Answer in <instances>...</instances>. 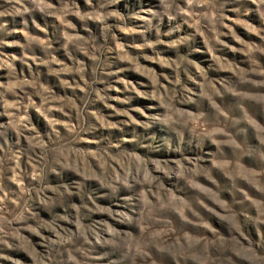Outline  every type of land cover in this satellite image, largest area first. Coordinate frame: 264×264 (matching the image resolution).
<instances>
[{
    "label": "rangeland",
    "instance_id": "374dc122",
    "mask_svg": "<svg viewBox=\"0 0 264 264\" xmlns=\"http://www.w3.org/2000/svg\"><path fill=\"white\" fill-rule=\"evenodd\" d=\"M0 264H264V0H0Z\"/></svg>",
    "mask_w": 264,
    "mask_h": 264
}]
</instances>
